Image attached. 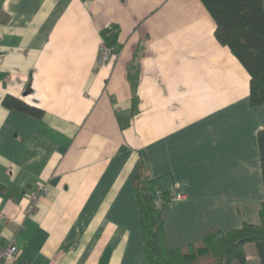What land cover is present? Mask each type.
I'll list each match as a JSON object with an SVG mask.
<instances>
[{"label": "crops", "instance_id": "0c3cea01", "mask_svg": "<svg viewBox=\"0 0 264 264\" xmlns=\"http://www.w3.org/2000/svg\"><path fill=\"white\" fill-rule=\"evenodd\" d=\"M109 24L116 53L101 64ZM215 28L201 0H0V248L19 245L8 264H146L139 176L154 200L184 194L162 208L171 247L262 222L264 103ZM245 251L262 264L254 243Z\"/></svg>", "mask_w": 264, "mask_h": 264}, {"label": "trees", "instance_id": "16d2710c", "mask_svg": "<svg viewBox=\"0 0 264 264\" xmlns=\"http://www.w3.org/2000/svg\"><path fill=\"white\" fill-rule=\"evenodd\" d=\"M216 23L215 37L228 46L250 75L252 104L264 103V0H201ZM120 28L112 24L102 29L103 39L115 46ZM3 102L9 106L40 110L21 99L6 95ZM264 178V129L259 132ZM138 204L145 236L146 264H251L245 246L254 243L264 264V202L260 224L244 223L229 231L208 230L201 239L182 247H171L165 236L162 208L138 178ZM168 200L169 193H162Z\"/></svg>", "mask_w": 264, "mask_h": 264}, {"label": "built area", "instance_id": "2783aa9c", "mask_svg": "<svg viewBox=\"0 0 264 264\" xmlns=\"http://www.w3.org/2000/svg\"><path fill=\"white\" fill-rule=\"evenodd\" d=\"M111 24L105 26L104 28H110ZM115 48L108 45L103 39L100 51L99 63H105L115 56ZM48 194V187L45 184H37L34 191L30 195V207L29 212H34L37 203L41 196ZM184 194L178 192L177 190H172L169 194L168 200H166L162 193L159 192L158 197L155 199V205L157 208H163L167 204H172L173 202L182 199ZM5 219V216L2 217ZM20 224V223H19ZM19 252V245L15 239L8 241L3 247L0 248V264H8L10 260H13Z\"/></svg>", "mask_w": 264, "mask_h": 264}]
</instances>
